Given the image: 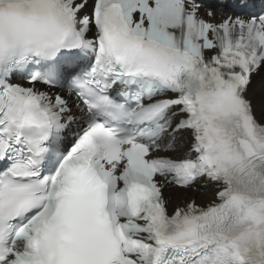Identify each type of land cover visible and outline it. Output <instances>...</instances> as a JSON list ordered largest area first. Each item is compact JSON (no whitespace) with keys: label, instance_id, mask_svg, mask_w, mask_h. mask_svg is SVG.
Returning <instances> with one entry per match:
<instances>
[{"label":"snow or ice","instance_id":"snow-or-ice-1","mask_svg":"<svg viewBox=\"0 0 264 264\" xmlns=\"http://www.w3.org/2000/svg\"><path fill=\"white\" fill-rule=\"evenodd\" d=\"M256 4L0 0V264H264Z\"/></svg>","mask_w":264,"mask_h":264},{"label":"bare ground","instance_id":"bare-ground-1","mask_svg":"<svg viewBox=\"0 0 264 264\" xmlns=\"http://www.w3.org/2000/svg\"><path fill=\"white\" fill-rule=\"evenodd\" d=\"M258 88V85H257ZM257 97L259 98V93L257 92ZM170 194H174L175 196L177 195L175 192H171ZM201 195H197L196 198L199 200Z\"/></svg>","mask_w":264,"mask_h":264}]
</instances>
